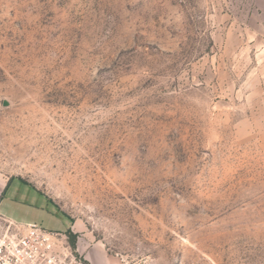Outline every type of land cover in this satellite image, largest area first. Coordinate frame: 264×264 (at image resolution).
Segmentation results:
<instances>
[{
    "label": "rangeland",
    "instance_id": "1",
    "mask_svg": "<svg viewBox=\"0 0 264 264\" xmlns=\"http://www.w3.org/2000/svg\"><path fill=\"white\" fill-rule=\"evenodd\" d=\"M0 197L121 264H264V0H0Z\"/></svg>",
    "mask_w": 264,
    "mask_h": 264
},
{
    "label": "built area",
    "instance_id": "2",
    "mask_svg": "<svg viewBox=\"0 0 264 264\" xmlns=\"http://www.w3.org/2000/svg\"><path fill=\"white\" fill-rule=\"evenodd\" d=\"M0 264H89L71 250L67 237L37 224L19 225L0 216Z\"/></svg>",
    "mask_w": 264,
    "mask_h": 264
},
{
    "label": "crops",
    "instance_id": "3",
    "mask_svg": "<svg viewBox=\"0 0 264 264\" xmlns=\"http://www.w3.org/2000/svg\"><path fill=\"white\" fill-rule=\"evenodd\" d=\"M9 183L5 186L1 197L3 196L5 190L8 188ZM76 252L89 264H121L119 260H116L113 257H109L97 244H86L85 241H77Z\"/></svg>",
    "mask_w": 264,
    "mask_h": 264
},
{
    "label": "trees",
    "instance_id": "4",
    "mask_svg": "<svg viewBox=\"0 0 264 264\" xmlns=\"http://www.w3.org/2000/svg\"><path fill=\"white\" fill-rule=\"evenodd\" d=\"M18 180H20L21 182H23L21 179H18ZM63 234L67 237V242H68L71 250L73 251V253L76 256H78V254L76 252V239H77V235L75 233H73L70 229H67Z\"/></svg>",
    "mask_w": 264,
    "mask_h": 264
}]
</instances>
